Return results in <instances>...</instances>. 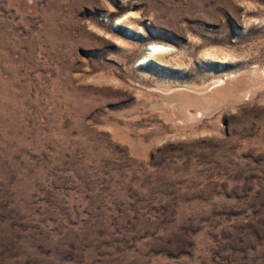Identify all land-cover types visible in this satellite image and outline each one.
I'll use <instances>...</instances> for the list:
<instances>
[{
  "label": "rangeland",
  "instance_id": "374dc122",
  "mask_svg": "<svg viewBox=\"0 0 264 264\" xmlns=\"http://www.w3.org/2000/svg\"><path fill=\"white\" fill-rule=\"evenodd\" d=\"M0 264H264V0H0Z\"/></svg>",
  "mask_w": 264,
  "mask_h": 264
},
{
  "label": "bare ground",
  "instance_id": "6f19581e",
  "mask_svg": "<svg viewBox=\"0 0 264 264\" xmlns=\"http://www.w3.org/2000/svg\"><path fill=\"white\" fill-rule=\"evenodd\" d=\"M151 48H149L147 50V54L140 60V65H145V63L147 61L152 62L153 61V56H155L157 53L162 52V47L153 44L150 46Z\"/></svg>",
  "mask_w": 264,
  "mask_h": 264
}]
</instances>
